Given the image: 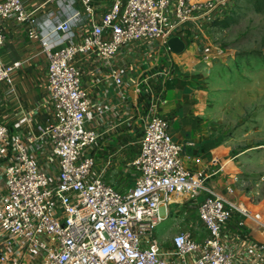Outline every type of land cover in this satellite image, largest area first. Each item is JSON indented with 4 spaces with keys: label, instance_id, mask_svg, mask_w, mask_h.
<instances>
[{
    "label": "built area",
    "instance_id": "built-area-1",
    "mask_svg": "<svg viewBox=\"0 0 264 264\" xmlns=\"http://www.w3.org/2000/svg\"><path fill=\"white\" fill-rule=\"evenodd\" d=\"M76 1L93 16V0ZM232 4L111 0L87 33L77 34L65 21L53 28L51 37H40L34 11L22 0H0V49L5 21L27 26L28 38L39 41L48 59L46 92L52 110L32 142L16 132L23 121L12 126V133L0 123V264H264V245L227 230L236 215L249 217L245 207L209 187L212 174L206 169L191 172L185 167L183 146L172 139L168 119L156 106L130 163L133 185L121 192L105 180L94 156L101 134L91 124L77 64L81 56L109 62L123 48L143 41L170 52L169 39L182 29L197 30L201 18ZM20 65L0 56V91L5 87L12 92L11 73ZM162 75L166 83L172 69ZM200 194L204 199L196 212L206 236L198 240L181 231L167 246L160 243L155 231L169 208Z\"/></svg>",
    "mask_w": 264,
    "mask_h": 264
},
{
    "label": "crops",
    "instance_id": "crops-1",
    "mask_svg": "<svg viewBox=\"0 0 264 264\" xmlns=\"http://www.w3.org/2000/svg\"><path fill=\"white\" fill-rule=\"evenodd\" d=\"M22 1L26 9L34 11L40 37H51L53 28L65 21L77 34H85L111 5V0H93L94 13L88 16L76 0ZM227 13V7L216 9L198 21L197 30L182 29L176 37L184 41L186 48L189 45L191 49L207 50L209 39L206 32L213 24L223 20ZM3 33L2 60L21 65L11 73L12 92L9 93L5 87L0 91V123L12 133L15 132L12 126L23 121L16 132L32 142L38 135V128L51 118L52 110L46 92L48 59L39 41L28 38L27 26L9 19L3 25ZM182 57L159 49L155 42L143 41L123 48L109 62L96 56L77 58L82 86L90 101L91 124L101 134L94 151L96 170L102 172L105 180L121 192L133 185L134 174L130 163L137 155L138 140L154 106L161 116L168 119V132L172 139L183 146V163L189 171L203 168L214 177L225 167L222 146L201 130L190 84L185 83L187 79L175 69L174 64L181 65ZM169 67L174 71L171 80L164 83L162 74ZM114 72L120 78V86L115 83ZM136 88H140L139 93ZM197 159L199 163H196ZM212 177L207 184L216 188L211 185ZM179 201L183 206L197 207L186 197ZM175 204L179 206L178 202ZM227 230L232 235L245 236L264 245L259 233L253 230L246 233L235 220L227 225Z\"/></svg>",
    "mask_w": 264,
    "mask_h": 264
},
{
    "label": "rangeland",
    "instance_id": "rangeland-1",
    "mask_svg": "<svg viewBox=\"0 0 264 264\" xmlns=\"http://www.w3.org/2000/svg\"><path fill=\"white\" fill-rule=\"evenodd\" d=\"M223 18L206 32L207 50L188 45L174 54L183 56L181 65H174L190 84L201 130L223 148L225 167L211 185L245 207L249 217L236 215L235 222L264 242V0H233ZM203 199L200 194L194 202ZM176 205L158 225V241L167 246L181 231L203 239L197 207Z\"/></svg>",
    "mask_w": 264,
    "mask_h": 264
},
{
    "label": "water",
    "instance_id": "water-1",
    "mask_svg": "<svg viewBox=\"0 0 264 264\" xmlns=\"http://www.w3.org/2000/svg\"><path fill=\"white\" fill-rule=\"evenodd\" d=\"M167 45L169 50L176 55L182 54L186 49V45L180 37H173L169 39Z\"/></svg>",
    "mask_w": 264,
    "mask_h": 264
},
{
    "label": "trees",
    "instance_id": "trees-1",
    "mask_svg": "<svg viewBox=\"0 0 264 264\" xmlns=\"http://www.w3.org/2000/svg\"><path fill=\"white\" fill-rule=\"evenodd\" d=\"M256 8L260 9V8H261V6L259 7V4H257V3H256Z\"/></svg>",
    "mask_w": 264,
    "mask_h": 264
}]
</instances>
